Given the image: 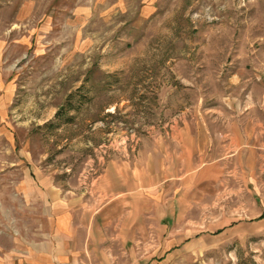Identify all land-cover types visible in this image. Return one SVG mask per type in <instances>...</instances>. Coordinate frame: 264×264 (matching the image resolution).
I'll return each instance as SVG.
<instances>
[{
	"label": "rangeland",
	"instance_id": "rangeland-1",
	"mask_svg": "<svg viewBox=\"0 0 264 264\" xmlns=\"http://www.w3.org/2000/svg\"><path fill=\"white\" fill-rule=\"evenodd\" d=\"M232 107L255 161L188 172L177 127ZM153 143L139 264H264V0H0V233L33 224V186L88 198Z\"/></svg>",
	"mask_w": 264,
	"mask_h": 264
},
{
	"label": "crops",
	"instance_id": "crops-1",
	"mask_svg": "<svg viewBox=\"0 0 264 264\" xmlns=\"http://www.w3.org/2000/svg\"><path fill=\"white\" fill-rule=\"evenodd\" d=\"M233 109L177 127L174 138L177 147L181 144L188 172L218 175L235 162L244 170L255 161L259 147L250 146L248 123L236 120ZM147 153L145 167L137 162L116 164L118 171L107 188L101 184L105 178L99 176L88 198L66 191L56 182L33 186L29 191L33 199L25 202L33 210L27 218L33 224H27L26 231L2 228L0 264H139L138 237L133 228L124 234L123 225L139 223L140 203L148 207L168 199L165 193L156 192L154 182L167 169L165 163L158 164L168 160L169 151L165 145L153 143ZM142 175L151 181L146 190H140ZM124 210L133 220L123 221ZM141 222L147 220L143 217Z\"/></svg>",
	"mask_w": 264,
	"mask_h": 264
},
{
	"label": "trees",
	"instance_id": "trees-1",
	"mask_svg": "<svg viewBox=\"0 0 264 264\" xmlns=\"http://www.w3.org/2000/svg\"><path fill=\"white\" fill-rule=\"evenodd\" d=\"M261 217H264V213L261 215Z\"/></svg>",
	"mask_w": 264,
	"mask_h": 264
}]
</instances>
